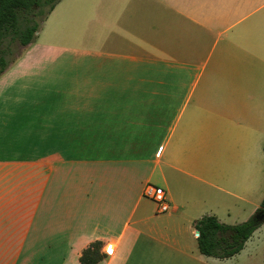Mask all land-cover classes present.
Wrapping results in <instances>:
<instances>
[{"label": "crops", "instance_id": "crops-1", "mask_svg": "<svg viewBox=\"0 0 264 264\" xmlns=\"http://www.w3.org/2000/svg\"><path fill=\"white\" fill-rule=\"evenodd\" d=\"M55 6L35 32L43 40L0 75V132L16 133L0 152V264H82L95 241L96 264H239L254 232L217 258L200 253L194 222L202 208L215 215L217 198L242 199L231 183L243 185L264 124V0ZM77 23L81 50L49 39ZM46 70L53 79L27 86ZM190 100L176 143L203 119L192 167L179 145L164 155ZM147 184L163 189L165 212Z\"/></svg>", "mask_w": 264, "mask_h": 264}, {"label": "rangeland", "instance_id": "rangeland-1", "mask_svg": "<svg viewBox=\"0 0 264 264\" xmlns=\"http://www.w3.org/2000/svg\"><path fill=\"white\" fill-rule=\"evenodd\" d=\"M61 7L62 6L59 5L58 8L60 9ZM48 8L49 5L48 3H46L43 6H39V8L35 7L30 11L20 12V24L28 22L30 25H37L39 28L40 26H42V21H44L45 18L49 15ZM53 19H49V24H51ZM60 28L61 30L58 31V33L50 34L48 36L49 39H51V41H53L54 43H61L63 46L81 50L82 44L79 33V23H77L74 27L69 25H62ZM43 37V33L39 34V37L36 36L34 38V42L40 41L41 39L43 40ZM28 45L23 46L17 39H12L11 35H6L1 39L0 48L5 50V59L11 63L16 59V57L24 52V48ZM64 54H78V52L68 53L65 51ZM49 76L51 75L49 74V71L46 70L42 75H38L32 79H27V86H42L45 80L49 82V80L54 78L53 76L49 78ZM54 82L55 80L53 81V83ZM63 83L64 80H61L60 84ZM191 102L192 100H190L185 107V111L183 112L181 119L179 118L177 126L175 125L173 133L169 141L165 144L164 148V155L168 156L173 153L174 145H176V149L177 145H179L178 153L180 154V158L190 167L193 166L192 155L196 152H200L203 149V146L199 144V140L196 139V137L200 136L198 132L201 130L203 119L200 118L199 124L197 122L193 124L189 123V129L184 135H182V142L180 144H177L176 141L180 137V131H178L180 125L183 121H186L188 115L191 113ZM182 127L183 125L181 126V128ZM251 137V148L255 151L256 154L253 158L249 159V162L251 163L249 172L243 179V185H237L235 181L231 183V189L233 190V192L240 194L242 196V199L234 197L233 195H225L227 197L226 201L222 202L217 198L216 200H213L212 203H210L211 208L214 211L213 214H215L221 222L226 224L240 223L252 217L260 207L261 202L264 198V152L263 150H261L264 144V124L258 126L255 138L253 134L251 135ZM14 140H16L15 128L10 127L8 133L7 131L3 133L0 132V152H7V150L10 149L12 150L15 145V142H13ZM255 140H257L256 144ZM198 162L202 163L203 160L198 159ZM219 194L224 195L223 192H219ZM207 209L208 208H202L201 217L207 214ZM261 246H263V249H261L260 254H250L253 248H258ZM245 251L250 255H245ZM246 259L248 264H264V222L261 223L254 231L253 235L248 240L244 251L241 252V255L237 257L236 260H238L237 263L240 264L241 262H243L244 264L246 263Z\"/></svg>", "mask_w": 264, "mask_h": 264}, {"label": "trees", "instance_id": "trees-1", "mask_svg": "<svg viewBox=\"0 0 264 264\" xmlns=\"http://www.w3.org/2000/svg\"><path fill=\"white\" fill-rule=\"evenodd\" d=\"M59 0H45L50 12ZM42 0H0V45L2 37L11 35L23 46L30 44L37 25L28 22L20 24V12L30 11L41 5ZM5 50L0 48V75L8 68L10 62L5 59ZM256 212L264 214V198ZM260 221L253 216L236 224L220 222L215 215L206 214L194 222V228L198 232L197 246L203 255L217 258H228L238 253L245 242L260 225ZM100 242H92L83 250L79 259L82 264H96L102 258L99 253Z\"/></svg>", "mask_w": 264, "mask_h": 264}, {"label": "built area", "instance_id": "built-area-1", "mask_svg": "<svg viewBox=\"0 0 264 264\" xmlns=\"http://www.w3.org/2000/svg\"><path fill=\"white\" fill-rule=\"evenodd\" d=\"M144 195L151 198L157 207V212H165L168 209V202L164 197V191L161 187L147 184L143 191Z\"/></svg>", "mask_w": 264, "mask_h": 264}, {"label": "water", "instance_id": "water-1", "mask_svg": "<svg viewBox=\"0 0 264 264\" xmlns=\"http://www.w3.org/2000/svg\"><path fill=\"white\" fill-rule=\"evenodd\" d=\"M253 217L258 220V221H262L264 220V214L262 212H256ZM198 234V232H197Z\"/></svg>", "mask_w": 264, "mask_h": 264}, {"label": "flooded vegetation", "instance_id": "flooded-vegetation-1", "mask_svg": "<svg viewBox=\"0 0 264 264\" xmlns=\"http://www.w3.org/2000/svg\"><path fill=\"white\" fill-rule=\"evenodd\" d=\"M46 3H45V0H42V4L41 5H38V6H36L37 8H39V6H43V5H45Z\"/></svg>", "mask_w": 264, "mask_h": 264}]
</instances>
